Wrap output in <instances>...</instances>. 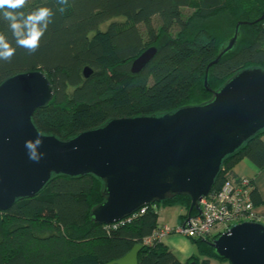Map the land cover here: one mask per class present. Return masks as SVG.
I'll use <instances>...</instances> for the list:
<instances>
[{
  "label": "trees",
  "instance_id": "1",
  "mask_svg": "<svg viewBox=\"0 0 264 264\" xmlns=\"http://www.w3.org/2000/svg\"><path fill=\"white\" fill-rule=\"evenodd\" d=\"M69 4L61 14L56 0H27L26 14L41 6L54 12L31 55L16 46L8 22L0 17V33L16 49L10 61L0 60V83L16 73L40 69L53 85L50 102L32 116L43 134L66 140L111 118L161 114L209 101L212 92L203 85L206 66L238 21L246 23L239 26L234 47L208 69L209 88L218 89L244 68H264V0H69ZM185 8L191 11L184 14ZM115 17L124 21L99 29ZM150 46L156 48L155 55L132 73V60ZM85 66L92 69L87 78ZM262 135L264 129L223 160L211 190L233 174L231 169L241 158L264 168ZM103 186L90 174L59 175L36 196L0 211V264H105L136 244L141 245L137 264H182L162 242L143 241L158 226L153 204L180 205L188 211V195H173L116 223L98 224L89 212L103 201ZM193 242L198 251L228 262L207 242ZM198 264H210L209 259Z\"/></svg>",
  "mask_w": 264,
  "mask_h": 264
},
{
  "label": "water",
  "instance_id": "2",
  "mask_svg": "<svg viewBox=\"0 0 264 264\" xmlns=\"http://www.w3.org/2000/svg\"><path fill=\"white\" fill-rule=\"evenodd\" d=\"M232 36L205 69L203 85L212 98L170 112L115 117L63 140L43 134L32 120L53 97L54 88L40 69L16 73L0 83V211L36 196L56 176L93 175L103 181V201L90 219L112 224L142 207L170 196L190 197L188 215L212 188L223 160L264 129V68H244L216 90L208 86V69L230 51ZM156 48L143 50L130 64L138 73ZM92 69L83 68L89 77ZM42 134V135H40ZM41 139L39 160L30 158L27 141ZM228 264H264V224L244 221L207 242ZM140 244L105 264H137ZM193 264V263H191Z\"/></svg>",
  "mask_w": 264,
  "mask_h": 264
},
{
  "label": "built area",
  "instance_id": "3",
  "mask_svg": "<svg viewBox=\"0 0 264 264\" xmlns=\"http://www.w3.org/2000/svg\"><path fill=\"white\" fill-rule=\"evenodd\" d=\"M253 190L252 178L231 173L217 189H210L201 197L195 214L187 213L186 217L174 226L158 225L143 242H161L165 237L173 235L210 242L234 224L244 221L264 224V219L254 211Z\"/></svg>",
  "mask_w": 264,
  "mask_h": 264
},
{
  "label": "clouds",
  "instance_id": "4",
  "mask_svg": "<svg viewBox=\"0 0 264 264\" xmlns=\"http://www.w3.org/2000/svg\"><path fill=\"white\" fill-rule=\"evenodd\" d=\"M56 3L61 14L70 7L69 0H56ZM26 4L27 0H0V17L8 22L16 46L26 49L31 55L38 50L40 40L47 31L54 12L49 7L41 6L26 14L23 11ZM15 50L7 37L0 33V60L10 61ZM41 143L39 136L35 141L26 142L31 159H40L37 149Z\"/></svg>",
  "mask_w": 264,
  "mask_h": 264
},
{
  "label": "rangeland",
  "instance_id": "5",
  "mask_svg": "<svg viewBox=\"0 0 264 264\" xmlns=\"http://www.w3.org/2000/svg\"><path fill=\"white\" fill-rule=\"evenodd\" d=\"M191 9L185 8L183 10L184 14L189 13ZM115 21L117 23H121L124 21L122 17H115L112 19H109L99 25V29L104 30L109 22ZM152 22L154 27L157 29L158 26V19L157 16L152 17ZM138 28L140 29L142 35L145 38V33H144V26L142 24L138 25ZM153 207L156 209L157 212H159L164 206L161 205H156L153 204ZM167 209L164 211V214L160 212L159 218L160 220L162 219V215H165L166 219L169 221H174L175 223L177 222L179 216L181 214L186 213V208L182 207L180 205H169L166 206ZM165 207V208H166ZM168 237V236H167ZM170 249H172L178 257H184L185 258V263L187 264H198V262H201L205 259H209L210 264H223L225 260L217 259L212 256H208L200 251H198L195 247V244L192 239L182 236V235H176L174 237H171L168 241ZM198 261V262H197Z\"/></svg>",
  "mask_w": 264,
  "mask_h": 264
},
{
  "label": "crops",
  "instance_id": "6",
  "mask_svg": "<svg viewBox=\"0 0 264 264\" xmlns=\"http://www.w3.org/2000/svg\"><path fill=\"white\" fill-rule=\"evenodd\" d=\"M262 139H264V135L261 136ZM232 172L235 175L238 176H246L250 177L253 179V184H254V191L252 192V201L254 204V211L255 213L262 219H264V168L262 169H257L253 164H251L246 158H241L233 167H232ZM164 206L159 212H157L158 217H157V223L158 225L161 224H168L171 226L177 225L181 222V214L175 223L174 221H168L165 217V215H162V219L160 220L159 214L160 212L164 214V211L167 209V207ZM173 236H168L165 237L161 242L164 244L173 254L174 256L178 259L179 262L182 264L185 263V258L184 257H178L175 255L174 251L170 249L168 241L171 237ZM223 264H228V262H224Z\"/></svg>",
  "mask_w": 264,
  "mask_h": 264
}]
</instances>
